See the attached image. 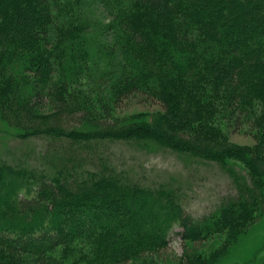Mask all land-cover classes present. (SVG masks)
Returning a JSON list of instances; mask_svg holds the SVG:
<instances>
[{
  "label": "trees",
  "instance_id": "obj_1",
  "mask_svg": "<svg viewBox=\"0 0 264 264\" xmlns=\"http://www.w3.org/2000/svg\"><path fill=\"white\" fill-rule=\"evenodd\" d=\"M133 95L161 109L117 114ZM0 122L45 142L0 158V264H219L264 214V0H0ZM112 142L215 162L234 193L192 216ZM175 224L219 245L168 259Z\"/></svg>",
  "mask_w": 264,
  "mask_h": 264
},
{
  "label": "rangeland",
  "instance_id": "obj_2",
  "mask_svg": "<svg viewBox=\"0 0 264 264\" xmlns=\"http://www.w3.org/2000/svg\"><path fill=\"white\" fill-rule=\"evenodd\" d=\"M161 107L157 102L133 95L116 106L117 114L127 116L154 112ZM140 116V115H139ZM69 124L78 121L77 116L67 118ZM227 138L237 145H252L251 135L224 128ZM16 131L0 122V158L7 161L24 162L27 152L35 151L26 161L35 163L36 151L41 150L45 142L41 139L20 140ZM106 153L112 155L115 163L125 168L134 178L151 187L164 186L174 189L186 213L198 217L212 211L221 197L234 193V187L223 169L215 162L205 161L186 154L178 153L155 144L137 145L133 143L112 142L104 146ZM181 227L173 226L168 235L167 247L161 255L168 259L178 258L185 252L209 253L217 248V238L204 243L191 244L180 236ZM256 256L264 259V214L241 236L231 244L227 254L219 264L245 262Z\"/></svg>",
  "mask_w": 264,
  "mask_h": 264
}]
</instances>
